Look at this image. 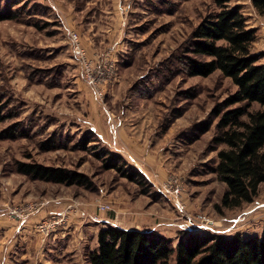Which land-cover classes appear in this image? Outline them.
<instances>
[{"label":"rangeland","instance_id":"rangeland-1","mask_svg":"<svg viewBox=\"0 0 264 264\" xmlns=\"http://www.w3.org/2000/svg\"><path fill=\"white\" fill-rule=\"evenodd\" d=\"M7 1L0 0V13L16 14L0 20V109L6 116L0 121L1 203L19 204L14 208L21 210L29 199H69L79 207L91 206L92 218L102 219L103 227L150 229L173 244L181 229L224 236L264 234V184L252 203L228 209L221 206L226 185L214 172L220 147L212 142L217 118L210 112L236 87L219 71L188 76L184 68L191 32L217 8L213 0H120V11L132 9L124 37L128 52L111 74L117 78L107 86L104 102L84 79L61 13L40 0H18L10 8ZM233 3L255 29L251 50L264 62V15L250 0ZM93 105L114 113L105 117L107 124L123 120L127 126L141 118L134 112L124 116L128 109H152L156 115L148 119L167 134L162 143H153L165 149L158 156L165 176L146 175L132 157L103 144L89 127ZM207 123L208 130L201 132ZM19 162L61 166L87 179L72 185L37 180L19 172ZM134 169L142 174L132 179ZM99 202L110 209L99 213Z\"/></svg>","mask_w":264,"mask_h":264},{"label":"trees","instance_id":"trees-1","mask_svg":"<svg viewBox=\"0 0 264 264\" xmlns=\"http://www.w3.org/2000/svg\"><path fill=\"white\" fill-rule=\"evenodd\" d=\"M233 1L213 0L217 8L192 30L184 61L188 76L207 77L219 71L236 87L210 112L211 118H217L212 142L220 147L214 172L226 185L221 206L228 209L252 203L264 184V62L251 50L255 29L248 26L241 6ZM250 1L264 15V0ZM19 2L8 0L6 6ZM7 11L0 13V20L16 14ZM254 104L257 109H252ZM5 118L0 109V121ZM209 125L200 131H207ZM17 168L33 179L56 184L87 179L65 167L37 162H19ZM141 174L134 169L129 177ZM88 258L90 264H264V234L243 237L239 232L224 236L186 231L173 244L155 231L108 225L99 229L97 246Z\"/></svg>","mask_w":264,"mask_h":264},{"label":"crops","instance_id":"crops-1","mask_svg":"<svg viewBox=\"0 0 264 264\" xmlns=\"http://www.w3.org/2000/svg\"><path fill=\"white\" fill-rule=\"evenodd\" d=\"M40 1L51 5L58 15L62 14L60 16L69 33L73 31L79 34L80 43L89 60L113 65L115 68L123 65L121 58L128 52L124 37L129 29L127 17L132 11L130 7H124L120 11V0ZM88 7H91L89 11ZM122 46H126L124 50ZM116 78L112 77V82ZM108 85L105 96L108 94ZM151 110L148 107L128 109L124 116L134 112V115L141 118L132 124L134 126H127L123 120L114 123L110 119L107 124L105 117L113 118L114 113L110 110L106 113L93 105L88 123L103 144L116 148L128 160L132 157L135 166L146 175L148 172H158L161 178L165 176V168L160 157L165 155V149L157 148L153 143L155 140L162 143L167 139V134L162 126L148 119V116L156 115ZM88 123L86 122L87 125ZM1 205H4L2 208L5 210L0 212V264H90L89 253L97 246V233L104 226L102 219L94 221L92 218L94 209L91 206L79 207L69 199L65 201L58 197L37 203L29 199L19 206L21 212L13 214L10 211L19 204L0 202ZM111 218L114 217L111 215ZM50 220H55V224L50 227L48 234L41 233L37 225ZM124 229L141 228L124 226Z\"/></svg>","mask_w":264,"mask_h":264},{"label":"built area","instance_id":"built-area-1","mask_svg":"<svg viewBox=\"0 0 264 264\" xmlns=\"http://www.w3.org/2000/svg\"><path fill=\"white\" fill-rule=\"evenodd\" d=\"M69 35L71 40L73 41V54L79 60L84 79L90 85L95 96L99 99V101L104 102V98L106 95V85L109 84V82L111 81V74L116 73V68L113 65L106 67L105 64L98 62L95 63L89 60L86 57L82 47L80 46L78 34L72 31L69 33ZM172 185L173 183L169 181L168 188L170 189ZM176 188L178 190V186H176ZM176 206L182 210V207L178 203H176ZM96 208L99 213L106 212L110 209L108 204L102 202L97 203ZM4 210L5 209L0 208V212ZM10 212H12L13 214H17V212H21V210L14 208ZM95 218L96 220H99L97 216H95L94 219ZM55 222V220L42 221L37 225V228L41 233L48 234L50 227L54 225Z\"/></svg>","mask_w":264,"mask_h":264}]
</instances>
